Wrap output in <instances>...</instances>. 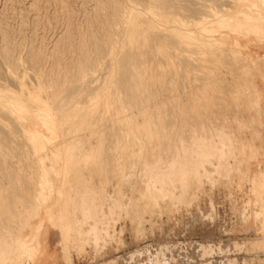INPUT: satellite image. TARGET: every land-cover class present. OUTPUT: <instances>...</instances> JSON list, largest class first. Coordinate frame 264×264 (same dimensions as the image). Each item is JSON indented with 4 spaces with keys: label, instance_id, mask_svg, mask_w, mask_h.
<instances>
[{
    "label": "bare ground",
    "instance_id": "1",
    "mask_svg": "<svg viewBox=\"0 0 264 264\" xmlns=\"http://www.w3.org/2000/svg\"><path fill=\"white\" fill-rule=\"evenodd\" d=\"M214 188L264 253V0H0V264L106 253Z\"/></svg>",
    "mask_w": 264,
    "mask_h": 264
},
{
    "label": "rangeland",
    "instance_id": "2",
    "mask_svg": "<svg viewBox=\"0 0 264 264\" xmlns=\"http://www.w3.org/2000/svg\"><path fill=\"white\" fill-rule=\"evenodd\" d=\"M219 191L222 190L213 189L212 196L213 199L215 198L213 207L206 206L208 201L204 199L206 210L201 204L200 211L192 210V213H185L186 215L183 212L179 214L175 212L170 221L162 217L161 224H157V227L150 232L146 231L138 240L129 231L128 218H123L115 224L117 229L120 225L124 226L121 243L113 244L108 253L100 251L101 248L97 246L86 245L83 253L71 252V263L254 264L264 253L245 252L243 249L239 251V248L234 247L233 244L243 236L253 237V232L242 231L235 227V215L229 208L228 199L225 196L220 197ZM141 247L144 251L140 250ZM137 250L139 252H135ZM131 252L134 254L132 255ZM116 258L117 260H114ZM130 258H133V261Z\"/></svg>",
    "mask_w": 264,
    "mask_h": 264
}]
</instances>
